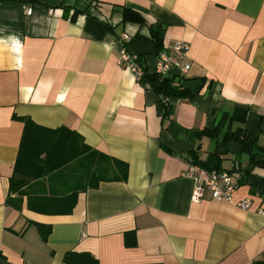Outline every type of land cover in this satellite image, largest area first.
Masks as SVG:
<instances>
[{
    "label": "crops",
    "instance_id": "obj_1",
    "mask_svg": "<svg viewBox=\"0 0 264 264\" xmlns=\"http://www.w3.org/2000/svg\"><path fill=\"white\" fill-rule=\"evenodd\" d=\"M122 7L139 20L123 21ZM123 33L151 73L158 51L189 44L177 80L194 96L172 99L163 121L159 96L118 64ZM235 110L247 122L232 131L263 144L264 0H0V264H73L70 252L97 264H264V163L223 143L225 127L202 133ZM60 127L73 132L63 153L82 155L9 193L18 155ZM191 149L238 173L230 201L192 198ZM112 158L126 180L96 185ZM24 164L18 176L35 170Z\"/></svg>",
    "mask_w": 264,
    "mask_h": 264
},
{
    "label": "trees",
    "instance_id": "obj_2",
    "mask_svg": "<svg viewBox=\"0 0 264 264\" xmlns=\"http://www.w3.org/2000/svg\"><path fill=\"white\" fill-rule=\"evenodd\" d=\"M123 21L127 20H139V14L127 7H122ZM149 36L154 44L160 49V38L158 37L157 28L149 26ZM139 61V59H138ZM137 61V62H138ZM176 75L172 76H159L157 73L148 72L146 69H143V75L140 78L142 84H148L152 90L159 96L157 101V108L161 121L169 118L172 113V99H190L194 95L182 84L178 82L177 86L174 85L175 80H177ZM182 79V78H181ZM165 99V100H164ZM28 119H24V126L29 124ZM247 122V111L246 110H235L231 114H225L223 120L215 125L213 130H203L202 133L209 135L211 137H216L221 130V127H225L226 131L223 134V143L227 141H235L241 145L243 151L247 154L250 163L263 164L262 161L257 160V155H262L264 157V143L259 144L257 138L251 139L249 131L243 127H236L232 131L233 123L244 124ZM49 138L46 140L44 136L43 139L46 142L44 144L28 143L30 147L29 151L24 154H19L13 175L9 180V193L13 191L17 193H23V188L31 180L38 179L39 177L46 176L51 171L62 170L66 168L72 159L82 155L83 150L79 154L69 155L63 153V149L67 144V136L73 132L67 129L66 127H60L53 131H49ZM28 147V148H29ZM26 148V147H25ZM70 148V147H69ZM67 149V148H66ZM68 151V149H67ZM191 164L198 165L207 170H222L220 166L221 159L215 153H209L204 160L199 159L196 150L191 149L188 152ZM43 155V157H41ZM72 156V158H71ZM20 161H25L24 166L26 169H35L30 170L24 175L18 176L17 169ZM31 165V166H30ZM34 167V168H32ZM36 167L38 168L36 170ZM127 178V164L118 159L112 158L111 162L107 165H104L100 168L97 164V169L95 171V184L97 185L100 181L104 180H117L125 181ZM77 192V191H76ZM74 194L73 196H75ZM65 260L69 263H84V264H97L96 259L91 257L88 253H74L70 252L65 255ZM143 264H161V263H143Z\"/></svg>",
    "mask_w": 264,
    "mask_h": 264
},
{
    "label": "built area",
    "instance_id": "obj_3",
    "mask_svg": "<svg viewBox=\"0 0 264 264\" xmlns=\"http://www.w3.org/2000/svg\"><path fill=\"white\" fill-rule=\"evenodd\" d=\"M95 5L100 0H89ZM23 10L26 14H30L31 8L24 6ZM130 39L127 33L120 35L119 42V57L118 64L123 68L131 70L137 80L143 75V68L137 62L138 57L127 52L125 44ZM189 49V44L184 41H175L172 46L165 50H160L156 54V73L159 76H171L175 70L177 71L176 78H183L190 69V64L182 62L181 59L186 55ZM179 80H175L174 85L177 86ZM184 176L191 178L194 181L192 198L200 200L203 196L208 195L214 200L232 199L233 193L237 188L238 173L226 170H207L198 165L189 164L187 170L183 173ZM241 208H247L249 203L241 201L237 204Z\"/></svg>",
    "mask_w": 264,
    "mask_h": 264
}]
</instances>
